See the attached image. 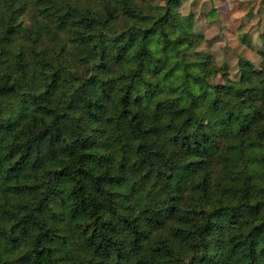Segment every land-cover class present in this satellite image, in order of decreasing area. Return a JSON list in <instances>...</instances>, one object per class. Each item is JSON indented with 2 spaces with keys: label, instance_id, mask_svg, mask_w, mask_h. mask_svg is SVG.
Instances as JSON below:
<instances>
[{
  "label": "trees",
  "instance_id": "1",
  "mask_svg": "<svg viewBox=\"0 0 264 264\" xmlns=\"http://www.w3.org/2000/svg\"><path fill=\"white\" fill-rule=\"evenodd\" d=\"M179 2L0 0V264H264V31Z\"/></svg>",
  "mask_w": 264,
  "mask_h": 264
},
{
  "label": "rangeland",
  "instance_id": "2",
  "mask_svg": "<svg viewBox=\"0 0 264 264\" xmlns=\"http://www.w3.org/2000/svg\"><path fill=\"white\" fill-rule=\"evenodd\" d=\"M164 5L165 0H149ZM177 11L191 25L200 42L185 55L186 64L197 66V58L212 55L218 65L239 75L238 61L244 56L259 66L260 33L264 31V0H180ZM247 34L252 45L243 40ZM215 80L221 81L217 75Z\"/></svg>",
  "mask_w": 264,
  "mask_h": 264
}]
</instances>
